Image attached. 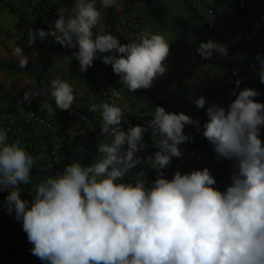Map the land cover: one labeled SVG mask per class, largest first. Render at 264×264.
Masks as SVG:
<instances>
[{
    "label": "clouds",
    "instance_id": "clouds-1",
    "mask_svg": "<svg viewBox=\"0 0 264 264\" xmlns=\"http://www.w3.org/2000/svg\"><path fill=\"white\" fill-rule=\"evenodd\" d=\"M110 7L122 9L123 0H73L70 9L57 8L51 29L29 28L28 44L52 36L62 47L76 49L81 72L99 58L129 92L148 89L167 71L170 43L147 29L139 33V42L121 43L102 27L103 10ZM98 26L99 33L94 31ZM196 51L205 60L228 56L227 45L212 39L201 41ZM13 54L21 68L27 67L29 57L21 46ZM255 60L252 71L264 84V54L257 53ZM241 83L242 78L235 80V99L226 106L203 94L193 100L205 110L203 124L157 105L151 119L131 125L127 105L91 104L89 111L101 117V135L110 141H98L100 156L94 162L73 160L46 175L31 199L22 198V185L31 184L32 170L44 157L30 153L20 139L10 142L7 129L0 127L3 208L22 221L31 253L43 264H264V102L255 99L260 91L240 88ZM50 89L55 101V108L46 105L50 114L57 108L73 110L76 96L69 82L56 77ZM40 94L31 88L23 100L31 103ZM186 125L207 139L218 162L232 163L223 190L207 166L165 176L173 159L184 156L180 145L194 139ZM150 130L157 150L143 157L139 153L147 148ZM142 160L156 178L149 183L140 168L134 179H126Z\"/></svg>",
    "mask_w": 264,
    "mask_h": 264
},
{
    "label": "rangeland",
    "instance_id": "rangeland-1",
    "mask_svg": "<svg viewBox=\"0 0 264 264\" xmlns=\"http://www.w3.org/2000/svg\"><path fill=\"white\" fill-rule=\"evenodd\" d=\"M47 1L54 7L56 12L58 7L65 6L70 9L73 6V0ZM159 2L167 11V20L164 27L157 25L151 18L150 12L145 8L125 9L123 6L120 10L116 9L119 20L115 29V36L120 38L121 43L133 41L128 25L129 21L133 19L141 23L143 31L147 29L152 33L164 35L170 43V49L182 44L197 48L198 45L196 44L198 42L200 43L203 39L218 41L215 35L210 33L203 26L183 0H159ZM255 2L256 0H214L212 3L215 4V6L208 3L209 6L215 9L223 27V33L219 42L226 44L228 47L229 60L225 63L200 65L190 64L181 57L170 56L167 58L165 61L167 71L160 79L171 80L172 84L167 87L156 88V90L160 98L168 102L177 113L183 111L194 119L199 120L189 110L190 108H196L207 119L205 110L197 108L193 103V100L201 94H191L188 97H183L177 85L179 82L192 86H208L223 83L229 76H231L232 69L240 70V58L242 56L241 47L248 39L254 40L259 49L264 51V9H255ZM10 10H13L14 14H12ZM247 11L249 15L246 14ZM238 24L244 26V32L239 34V42L235 43L231 38L236 29H238ZM29 28H41V24L38 23L36 14L32 11L26 0H0V45L1 43H4L7 46H14L17 42L16 47L19 45L23 49L33 46L34 43L31 45L28 44ZM99 30L100 26L94 29L97 33H99ZM5 32H8L9 34L6 36ZM37 40L38 44L34 48L33 54L28 56L26 52L24 53L29 57V63L36 65L42 76L50 79L59 77L69 82L74 88L76 96L74 104L77 106L85 105L89 107L91 104H99L103 101L92 83L87 79L85 73L79 70L76 61L72 58L67 49L57 46L49 37L43 41L39 39ZM231 48H236L232 55L229 53ZM3 55L5 56V54ZM95 61L97 62V60ZM115 77L119 79L117 74ZM0 91L5 93V89L0 88ZM203 95L208 98L209 102H214L212 94L205 93ZM126 99L134 111L140 110L141 112H144L145 121L152 118V112L154 110L148 108V100L145 98V95L141 94L134 100L128 97H126ZM33 100L34 97L31 99V103H25V105L28 108H31L32 105H34ZM13 101L15 100L13 99L10 102L12 106H15L16 101ZM95 113L97 114L100 123H102L100 114L98 112ZM45 117L56 126L58 134L66 147L65 150L67 149L66 155L68 163H71L73 160H78L82 164H90L95 161L90 153L82 148L85 134L80 125L67 121L66 116L61 114H56L54 118L46 115ZM125 117L131 125L141 124L136 118H134L135 116L133 113H125ZM60 121H62L61 124L64 127L62 130L59 128L61 126L59 124ZM201 124L203 123L201 122ZM127 127L128 125L126 124L125 128ZM193 128H195L194 125H186L185 131L187 133L191 132L192 134H195L196 132L193 131ZM17 132V139L21 140L23 146L30 153L34 156L42 154L44 157L43 159L38 160L35 165L37 168L35 186L43 180L46 175L53 174L50 161L47 157V147L49 142L47 137L40 132H33L23 128H18ZM146 137L147 133H145V143L147 144V148L144 151H148V153L144 154V151L139 153L143 157H147L154 153L148 144ZM105 141H110V137H106ZM180 147L185 155L193 159L194 164L186 166L181 163L172 162L169 167L163 170L166 177H172L174 172L178 169L182 172H186L194 168H203L207 166L212 171L213 166L225 162V160L218 162L215 159V153L213 151L212 153L200 155V158L203 161H207V163H199L200 161L197 160L196 156L188 152L184 145H180ZM140 168L145 170L146 178L149 176V170H152L156 175V172L150 168V165L146 160H142L140 165H138L137 169H134L133 172L135 173L140 170ZM213 175L217 180L216 186L222 190L230 183V174L215 175L213 173ZM126 179L131 180L128 177ZM222 180H224V184ZM219 182H222L223 185H220ZM32 190V195H34V187ZM29 199H31V197ZM3 224L7 223L3 222L0 217V240H2L3 232H5L3 231ZM5 236L6 239L0 243V247H3L2 249L6 252L13 250V252L18 255L15 250L17 247L19 248L18 242L16 241L17 247H14L12 242V239H14L15 236L10 235L8 232H5ZM17 260L19 259L17 258ZM19 262L25 264L22 260H19Z\"/></svg>",
    "mask_w": 264,
    "mask_h": 264
},
{
    "label": "trees",
    "instance_id": "trees-1",
    "mask_svg": "<svg viewBox=\"0 0 264 264\" xmlns=\"http://www.w3.org/2000/svg\"><path fill=\"white\" fill-rule=\"evenodd\" d=\"M43 1L54 9V7L51 4H49L47 0H43ZM97 5L99 6V2ZM123 6L125 9L145 8L147 11L150 12L151 18L156 22L157 25L164 27L166 24L167 11H166V8L159 2V0H123ZM254 8L257 10L264 9V0H256V2L254 3ZM10 11L12 14H14L13 10H10ZM55 13L57 14L56 11ZM246 14L249 15L248 11L246 12ZM118 20H119V17H118L115 7H110L108 9L103 10L102 27L104 31L111 32L113 35H115V29L118 25ZM38 23L41 24L42 28H44V25L41 23V21H39V19H38ZM237 27L238 29H236V31L234 32L231 38V40L235 43L239 42V38H238L239 34L244 32V26L242 24H238ZM48 37L50 38V36ZM37 44H38V40L34 42L33 46L27 47L23 49V51L26 52L28 56H31ZM178 46H186V45L182 44ZM59 47H62V46H59ZM235 50L236 48H231L229 52L230 55H232L235 52ZM241 52H242V56L240 58L239 76H229L221 84H212L208 86H192V85H187L185 83L179 82L177 85L181 91L182 96L188 97L191 94L198 95V94L210 93L213 95L215 103L226 106L231 102V100L235 99V97L231 94L232 89L235 87V80L237 78H241L244 76L245 78L242 81L240 88L250 87V88L257 89L258 91H260L261 95L259 97H256L255 99L261 102H264V84L260 83L258 74L252 71V68H251V65L256 62L255 58H256L257 53L264 54V51H261L259 49L257 43L254 40L248 39L246 43L241 47ZM106 54L107 53H105V55ZM96 60L97 62L96 61L94 62L97 63L99 66H101L105 74H107V76L111 80H113V82L118 86V88L123 91L125 98L128 97L134 100L138 98L139 95L143 94L145 95V98L148 100V108L154 110V107L159 105V106L165 107V109L169 112H176V110L168 102L160 98L156 90V88L170 86L172 84L171 80L158 79V80H155L152 87L148 89L141 88V89L136 90L135 92H129L127 87L123 85L122 83H120V78L118 79L115 77L116 74L113 72L111 65L104 64L102 60L99 58H97ZM0 71L10 72L15 75L28 76L34 82V88H38L41 90L40 96H36V98L34 97V100H33L34 105H32V107L29 109L35 111L37 114L43 117H45L46 115V116H51L54 118L56 114L65 115L67 121L73 122L76 125H80L83 128V131L85 134V140L82 143V148L88 151L95 160L99 158L100 154L97 151V142L98 141L106 142L105 141L106 137L102 136L100 133L101 123L95 112L89 111V107L85 105L77 106L76 104L73 103L72 111L61 110L57 108L54 114H50L47 111L46 105L52 104L53 108H55V101L50 95V91H51L50 81L52 79L42 76V74L37 69V66L34 65L33 63H28L27 67L21 68L19 66L18 60H7V61L0 60ZM131 111L133 115L137 112H140L145 117L144 112H141L140 110L134 111L132 109ZM61 123L62 121L59 122V124L61 125L59 127L60 130H62V128L64 129ZM19 127H23V126H19ZM26 129L30 131L33 130V132H37L34 129H30V128H26ZM8 136L10 137L9 133H8ZM193 136H194L193 140L182 144L187 148L188 152L194 154L195 156H200L202 154L212 153L214 151L212 145L207 141L206 138H203L200 133L196 132L195 134H193ZM47 140L49 142L48 137H47ZM146 140L148 144L150 145L152 151L155 152L154 149L152 148L151 141L148 135L146 137ZM47 151H48L47 157H49V161H50L52 171L54 174V165L52 164L51 159H50V142L48 143ZM147 153L148 151H144V154H147ZM148 173H149V176L147 178V181L151 183V181L156 178V175L154 174L152 170H149ZM32 175H33V180L31 184L22 185L24 189V192L21 193L22 198L29 199L32 195V191H33L32 189L34 187L36 176H37L36 166H34L32 170ZM128 178L134 179L135 173L132 171L129 174ZM167 178L171 179L172 177L168 176ZM6 195L7 193L0 191V207L3 206V202H4ZM2 227H3V231L8 232L10 235L17 237L18 239H21V240L27 239V234L23 231L22 226L3 224ZM31 248H32V244L28 247L27 260L29 262H40L41 260L37 256L31 253L30 251ZM12 255L15 256L14 253H12Z\"/></svg>",
    "mask_w": 264,
    "mask_h": 264
},
{
    "label": "built area",
    "instance_id": "built-area-1",
    "mask_svg": "<svg viewBox=\"0 0 264 264\" xmlns=\"http://www.w3.org/2000/svg\"><path fill=\"white\" fill-rule=\"evenodd\" d=\"M28 5L33 9L39 21L44 25L46 30L53 27L55 19L58 18L55 10L47 5L43 0H26ZM193 14L200 20L203 26L212 34L215 35L218 42L221 40L223 33V27L216 11L210 7L205 0H183ZM211 18L209 19V17ZM129 28L133 41L139 42V33L143 31L142 25L139 21L133 19L129 21ZM52 42L61 46L54 40V37L50 36ZM69 51L72 58L76 61L79 67V62L76 60V49L63 47ZM197 48L192 46H177L170 49L169 56H176L184 58L190 64H222L229 60V54L227 57L214 54L212 58L205 60L196 51ZM235 72V75H234ZM87 79L90 80L94 86L96 92L99 94L103 101L109 103H115L122 108L127 105L125 113H131L132 108L128 100L125 98L123 91L111 80L104 70L97 63H93L89 69L84 72ZM231 76H239L237 69L231 70ZM244 80V76L241 77ZM119 92V96L115 95V92ZM190 112L196 116L202 123L206 120L205 116L200 113L196 108H190ZM136 120L141 124L144 123L145 117L142 113L137 112L134 114ZM19 126L34 129L37 132L45 135L49 138L50 142V159L54 165V174L57 171H61L65 164L68 163L66 150L61 137L58 134L56 126L47 118L37 114L35 111L24 106L23 103H17L13 109L0 111V127L7 128L10 134L9 141H15L17 139V131ZM151 145L153 148L154 141L152 140L151 130L147 133ZM154 151L157 149L153 148ZM175 163H181L186 166H191L194 161L191 157L184 154L181 159H173ZM215 175L231 174L232 163L225 160L224 163L215 165L212 168ZM0 264H22L13 256L10 252H6L0 249Z\"/></svg>",
    "mask_w": 264,
    "mask_h": 264
},
{
    "label": "crops",
    "instance_id": "crops-1",
    "mask_svg": "<svg viewBox=\"0 0 264 264\" xmlns=\"http://www.w3.org/2000/svg\"><path fill=\"white\" fill-rule=\"evenodd\" d=\"M212 1H214V0L207 1V3H210V5L215 6V4L212 3ZM8 34H9L8 32H5L6 36ZM198 38L201 39L200 37H198ZM207 40H209V39H207ZM207 40L203 39L202 41H207ZM16 44H17V42L15 43L14 46H7L6 44L1 43V45H0V60H3V61L18 60V58L13 54L14 49L16 48ZM199 44L200 43L198 42L196 45L199 46ZM1 50H2V52H1ZM3 54H5V56ZM0 86H1L0 88L5 89V93L4 92L2 93V91H0V111H1V109H2V111H4V110H11L14 108V106H12V104L10 102L13 99L16 101V102L13 101L16 104L19 102L24 103V106L27 107L25 105V103L28 104V102L23 100V96H24L25 91H27L31 88H34V82L28 76H25V75H15V74H12L10 72L0 71ZM20 128L26 129L24 127H19V129ZM5 129H7V128H5ZM194 129L195 128H193V131L196 132V129L195 130ZM7 133H8V130H7ZM196 158L198 161H200V163H207V161H203L200 158V156H196ZM48 159H49V157H48ZM222 182L224 184V180H222ZM222 182L221 183L219 182L220 185H223ZM0 217H1V220H3V222H5L7 224L22 226V221H17L14 217V214H8L4 210L3 206L0 207ZM5 232H3L2 240H0V243L3 242L4 239H6ZM16 241L18 242L19 248L17 247ZM12 242L14 244V247H17V249H15V250H16V253L18 255H16L15 252H13V250H9V252L11 254L14 253L16 258H18L19 260H22L25 264H43V261L29 262L27 260L28 247L31 245V243L28 241V239L21 240V239H18L17 237H14V239H12ZM2 248L3 247H0L1 250H3Z\"/></svg>",
    "mask_w": 264,
    "mask_h": 264
}]
</instances>
